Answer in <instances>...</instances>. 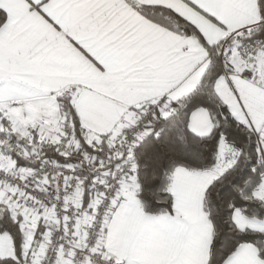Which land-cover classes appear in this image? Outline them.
<instances>
[{
	"label": "snow or ice",
	"instance_id": "obj_1",
	"mask_svg": "<svg viewBox=\"0 0 264 264\" xmlns=\"http://www.w3.org/2000/svg\"><path fill=\"white\" fill-rule=\"evenodd\" d=\"M0 264H264V0H0Z\"/></svg>",
	"mask_w": 264,
	"mask_h": 264
}]
</instances>
